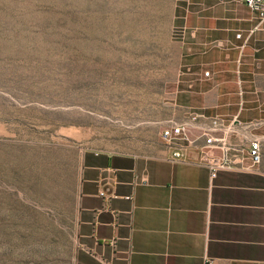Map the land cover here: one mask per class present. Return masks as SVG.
Listing matches in <instances>:
<instances>
[{
    "label": "rangeland",
    "instance_id": "374dc122",
    "mask_svg": "<svg viewBox=\"0 0 264 264\" xmlns=\"http://www.w3.org/2000/svg\"><path fill=\"white\" fill-rule=\"evenodd\" d=\"M187 1L0 0V264H75L84 153L166 147Z\"/></svg>",
    "mask_w": 264,
    "mask_h": 264
},
{
    "label": "crops",
    "instance_id": "0c3cea01",
    "mask_svg": "<svg viewBox=\"0 0 264 264\" xmlns=\"http://www.w3.org/2000/svg\"><path fill=\"white\" fill-rule=\"evenodd\" d=\"M187 2L195 62L175 84L179 114L168 121L198 117L193 143L179 159L167 146L154 156L84 153L75 264H264V22L245 0ZM217 117L241 128L217 139L246 148L249 133L259 140V165L212 178L200 158Z\"/></svg>",
    "mask_w": 264,
    "mask_h": 264
},
{
    "label": "built area",
    "instance_id": "2783aa9c",
    "mask_svg": "<svg viewBox=\"0 0 264 264\" xmlns=\"http://www.w3.org/2000/svg\"><path fill=\"white\" fill-rule=\"evenodd\" d=\"M245 2L248 9L258 16L260 22H264V0H245ZM205 76H209V73H206ZM197 119L198 117L193 116L190 122H195ZM190 122L168 121L161 130V139L169 149L173 150L175 159L183 156L185 144L193 143ZM250 128V125L246 127L248 130ZM206 130L207 132L203 136L206 138L207 144L202 148L200 163L211 171L212 178H215L217 173L225 168L237 167L243 164H248L252 168L262 162L261 144L250 133L245 138L248 148L244 144H229L224 139L214 137L216 133L230 135L240 132L241 128H238L237 124L229 123L217 117L207 120ZM216 150L220 151V155L214 153ZM207 264L214 263L208 261Z\"/></svg>",
    "mask_w": 264,
    "mask_h": 264
}]
</instances>
